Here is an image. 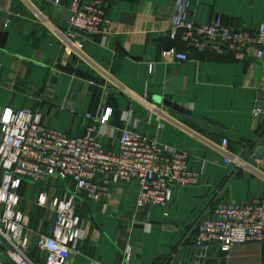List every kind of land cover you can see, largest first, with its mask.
Instances as JSON below:
<instances>
[{"label":"crops","instance_id":"crops-1","mask_svg":"<svg viewBox=\"0 0 264 264\" xmlns=\"http://www.w3.org/2000/svg\"><path fill=\"white\" fill-rule=\"evenodd\" d=\"M100 1L110 34L64 39L62 11L71 0H0V121L7 111L27 110L77 137L105 115L97 133L105 150L117 151L120 133L129 130L187 153L198 178L174 187L166 209L139 210L134 182L111 183L100 202L78 197L84 238L67 264H264V243L203 249L190 229L218 201L264 199V113L252 112L264 108V55L199 53L180 34L171 38L181 17L208 24L220 16L225 25L250 30L264 22V0ZM72 188L57 178L20 186L18 209L35 264H43L35 244L54 217L37 198H62ZM0 264H10L1 250Z\"/></svg>","mask_w":264,"mask_h":264},{"label":"built area","instance_id":"built-area-1","mask_svg":"<svg viewBox=\"0 0 264 264\" xmlns=\"http://www.w3.org/2000/svg\"><path fill=\"white\" fill-rule=\"evenodd\" d=\"M105 5L100 0H71L63 37L108 36ZM179 34L186 47L199 53L240 60L247 51L259 59L264 55V22L245 30L225 25L220 16L208 24L181 17L173 22L171 38ZM174 58L187 61L181 53ZM252 112L257 116L264 108L254 107ZM106 122L105 115L94 119L82 135L69 137L46 127L38 113L27 110L7 111L0 121V250L10 264H35L28 254L26 218L18 209L22 181L38 184L57 178L73 187L62 198L48 199L44 194L37 198L38 206L48 208L54 216L49 234H40L35 244L43 254V264H67L84 238L76 214L78 197L100 202L109 198L111 183L134 182L139 210L148 205L166 209L174 187L196 183L198 174L188 170L187 153L151 137L124 130L117 151L105 150L97 133ZM190 229L194 246L203 249L217 246L229 252L236 245L264 243V199L244 205L218 201Z\"/></svg>","mask_w":264,"mask_h":264},{"label":"water","instance_id":"water-1","mask_svg":"<svg viewBox=\"0 0 264 264\" xmlns=\"http://www.w3.org/2000/svg\"><path fill=\"white\" fill-rule=\"evenodd\" d=\"M62 9H61V7H55L54 8V12L56 13V12H60ZM63 12V20L64 21H68L69 20V18H70V16H71V12L69 11V10H64V11H62ZM68 71L70 72V73H73V71H72V69H68ZM78 74V73H77ZM85 77L87 78V79H89V80H91V81H95L96 79L95 78H93V77H90V76H87V75H85ZM99 81V80H98ZM101 83H102V81H100ZM203 120H205V121H207L206 119H203Z\"/></svg>","mask_w":264,"mask_h":264},{"label":"trees","instance_id":"trees-1","mask_svg":"<svg viewBox=\"0 0 264 264\" xmlns=\"http://www.w3.org/2000/svg\"><path fill=\"white\" fill-rule=\"evenodd\" d=\"M26 182H28V181H22L21 185H22L23 183H26Z\"/></svg>","mask_w":264,"mask_h":264}]
</instances>
